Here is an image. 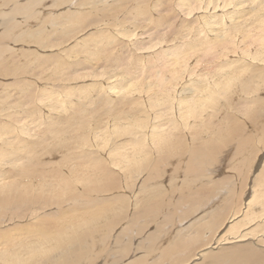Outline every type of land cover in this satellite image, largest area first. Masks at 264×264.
<instances>
[{
	"label": "bare ground",
	"instance_id": "bare-ground-1",
	"mask_svg": "<svg viewBox=\"0 0 264 264\" xmlns=\"http://www.w3.org/2000/svg\"><path fill=\"white\" fill-rule=\"evenodd\" d=\"M73 1L58 0L57 4L69 5ZM102 1L105 0L77 2L74 8L77 10L62 14V20L56 23L63 29L61 32L53 29L46 33L45 29H36L29 31L32 37L26 33L18 36L19 40L20 37L34 39L43 50H53L52 55L45 53L40 58L33 51H23L25 56L35 58L26 69L31 71L32 82L28 76L22 79L23 64L14 59L13 52L9 58L4 55L11 48L0 47V56L4 55L0 74L5 76L8 72L9 76L22 79L8 86L19 89L15 93L6 87L0 92V217H5V210L12 203L17 210L13 216L19 222L26 217H38L32 210L34 201L39 199L41 204L51 207L67 206L66 202L75 204L66 211L57 207L60 212L44 214L43 217H54L50 218V222L55 223L50 232L53 236L42 231L36 234L38 229L28 226L27 233H22L24 228L19 226L15 233L3 230L0 264H78L86 257V263L95 264L101 257L94 253L96 242L93 246L87 245L91 249L85 246L93 237L90 234L104 228L114 233L124 219L129 227L126 225L119 239L128 237V242H122V250L118 247V257L129 258L130 244L134 241L129 231H133L138 222L143 220L136 233L141 236L148 233L146 228L150 224L163 217L164 224L161 222V227L154 233L152 230L151 236L139 244L150 254L158 251L162 247L159 243L172 239L165 226L172 223L176 228L177 223L183 224L182 221L198 212L202 216V212L213 208L219 189L224 188V180L212 182L213 175L208 177L206 170L231 140L243 137L246 118L259 123L262 117L264 119V99L260 96L264 92V0H110L109 6L108 2L101 6ZM20 6V15L26 16L24 13L31 6ZM2 23L4 25V21ZM15 25L9 22L2 35L17 38L13 32L18 27ZM231 26L239 30L238 37L227 33ZM165 29L169 31L163 32ZM184 29L187 40L184 51L178 52L181 49L174 46L175 38ZM70 43L73 46L70 47ZM45 71L50 73L51 82L37 88L38 79L48 76ZM39 72L43 74L40 78ZM78 80L83 84H77ZM55 87L60 92L56 93ZM99 114L102 120L89 123L92 115L99 118ZM243 116L247 117L242 122ZM103 124L107 132L115 129L117 134L102 136ZM188 140H192L193 145L189 155L183 156ZM55 142L63 151L68 152L76 145L80 149L81 154L73 151L65 157L63 163L70 160V165H74L68 175L63 171V163L55 169L39 172L43 152L39 156L37 148L43 145L44 152H48ZM250 150H247L250 155L243 159L245 168L251 162L246 160H251L252 152L256 155L259 149ZM113 155H119L120 159L108 160ZM184 157H188V162L182 163ZM168 165L174 168L173 174L168 171ZM259 171L254 169L251 174V170H247L257 189L245 206L240 207L239 199L234 198L233 202V196L231 201L229 197L225 199L222 208L205 212L202 221H207L200 225L193 220V227L181 230L186 233L178 231L176 241L171 240V245L164 248L166 251L157 264H188L197 256L202 258L206 254L202 248L221 244L215 241L203 245L204 230L211 232L213 238L217 230L239 217L242 219L230 230L238 229L240 233L237 231L221 240L235 245L248 239L255 243L256 237L264 238V217L254 214L256 206L264 208V166ZM255 172L257 176L253 177ZM121 178L125 179L123 186ZM139 180L140 186L137 185ZM80 185L85 186L89 194L116 195L114 199H108L109 196L89 199ZM134 188L136 206L132 213L130 198L125 193ZM136 188H140L138 195ZM80 195L84 196L83 200ZM183 209L182 217H178L177 210ZM198 226L201 228H196ZM246 227L251 228L246 230ZM105 234L102 240L106 242ZM230 252L231 264H264L263 250ZM208 255L207 259L214 256ZM145 257L139 260L150 264Z\"/></svg>",
	"mask_w": 264,
	"mask_h": 264
},
{
	"label": "rangeland",
	"instance_id": "rangeland-1",
	"mask_svg": "<svg viewBox=\"0 0 264 264\" xmlns=\"http://www.w3.org/2000/svg\"><path fill=\"white\" fill-rule=\"evenodd\" d=\"M35 1V0H34ZM33 0H27V1H25V0H23L22 2L20 1V0H0V15L2 16H0V36L2 37V39H1V37H0V47H4L5 45V47L6 48H11L12 50H14V51H11V49L7 52V53H5L4 55L5 56H7L8 58H9V55L11 54V52H13V54L16 56V58H14V59H16V60H19L22 64H23V75H21V77H22V79H26V77L28 76V80L30 81V82H32L33 80H31V78H29V77H31V71H26V69H28V68H30V64L31 63H33V62H35V58H32V57H27V56H25L24 55V52L23 51H33V52H35V54H37V58H40V56H42V55H44L45 53V55H52L53 54V50H52V52H51V50H43V48L39 45V44H37V43H35L34 42V39H25V38H22V37H20L21 39L19 40V37L18 36H21L20 34H25L26 33V35L27 36H29L30 35V32L31 31H37V30H44L45 29V32L46 33H50V32H52V30L53 29H56L57 30V32H61L63 29L61 28V26L60 25H57L56 23L58 22V21H60V20H62V14L64 15L66 12H74V10H77V7H76V9H74L75 8V6H76V4H77V2H80V0H74L73 2H71L69 5L67 4V5H62V6H58V0H41V1H44V2H41L40 0H36L35 2H34ZM37 1H38V3H40V4H38L37 3ZM110 0H105L104 1V3H107V6H109L110 5V2H109ZM9 2V3H8ZM26 2V3H25ZM29 4H28V3ZM30 2H34L35 4H33V3H30ZM75 2V3H74ZM42 3V4H41ZM50 3V4H49ZM103 3V1H102V3L101 4H99V5H103L104 4ZM5 4H7V5H5ZM23 4H24V6H23ZM38 4V5H37ZM75 4V5H74ZM13 5V6H12ZM16 5H18V6H16ZM20 5H22V7H25V6H31L30 7V12L31 13H28L29 11H27L26 13H24V14H26V16L25 15H23V13H22V15H20L21 13H20V10H21V6ZM33 5V6H32ZM7 6H8V8H7ZM65 6V7H64ZM14 9H13V8ZM18 7H20V9H16V8H18ZM34 7V8H33ZM44 7V8H43ZM36 9V10H35ZM82 9V8H81ZM80 9V10H81ZM11 10V11H10ZM16 10H17V12H16ZM35 11V12H34ZM13 12V13H12ZM7 15H6V14ZM18 13H19V15H18ZM28 13V14H27ZM3 14V15H2ZM15 14V15H14ZM37 14V15H36ZM5 15V16H4ZM55 15H56V18H55ZM7 16V17H6ZM31 16V17H30ZM32 16H34V17H32ZM60 16V17H59ZM9 17V18H8ZM59 17V18H58ZM12 18V20H9V19H11ZM33 18V19H32ZM37 18V19H36ZM35 19V20H34ZM53 19H56V20H53ZM51 22H50V21ZM4 21V25H2L3 22ZM31 21H34V22H31ZM5 22H8V23H6L5 24ZM9 22H15V26H18V27H15L16 29H14V30H16V31H13L15 34H16V37L18 38H14V39H10V37H12L13 35H11V36H7V37H5V35H2V34H4V32H5V30H6V25L7 24H9ZM40 22V23H39ZM38 23V24H37ZM47 23H48V25H47ZM20 26H19V25ZM25 26H24V25ZM52 24V25H51ZM54 24V25H53ZM27 25V26H26ZM29 25V26H28ZM3 26V27H2ZM42 26V27H41ZM46 27H48V28H46ZM192 27V26H191ZM191 27H189V28H191ZM2 28V29H1ZM5 28V29H4ZM27 28V29H26ZM30 28V29H29ZM18 29V30H17ZM37 29V30H36ZM59 29V30H58ZM94 29H97V28H94ZM47 30V31H46ZM61 30V31H60ZM30 31V32H29ZM94 31V30H93ZM167 31H169L168 29H165L163 32H167ZM3 32V33H2ZM163 32H161V33H163ZM164 33V34H165ZM228 34H234V35H236L237 37L239 36V30L238 29H236V28H234V27H232L231 26V28H230V30H229V32H227ZM9 37V38H8ZM29 37H32V36H29ZM54 37V36H53ZM52 37V38H53ZM3 38H6V39H3ZM7 39H8V41H7ZM28 40V41H25V40ZM185 40H187V38L185 37V29L184 30H182V31H180L177 35H176V38H175V43H174V46L176 47V46H178L181 50L180 51H178V52H181V51H184V43H185ZM66 41V40H65ZM14 42V43H13ZM28 42V43H27ZM10 43V44H9ZM35 43V44H34ZM71 45H70V47L71 46H73V43H70ZM2 45H4V46H2ZM33 45H34V47H33ZM36 45V46H35ZM39 49H38V48ZM63 47H65V45L63 46ZM37 49V51H36V49ZM42 49V50H41ZM38 52V53H37ZM49 53V54H48ZM52 53V54H51ZM56 53H57V51H56ZM7 54V55H6ZM40 54V55H39ZM42 54V55H41ZM3 55V56H4ZM3 56H0V62H1V60H2V58H3ZM12 69V68H11ZM11 69H9L10 71H11ZM42 72H39L38 73V75H40L38 78H40L41 76H43V74H41ZM44 73H48V71H45ZM5 75V74H4ZM10 74H8V72H6V75L5 76H3V75H1L0 74V92H2V90L3 91H5L6 89H5V87L8 89V88H11V89H13V91H14V93L16 92V91H18L19 89H15L14 87H8L9 85H11L12 83H14L13 81H16V80H20V81H22V79H21V77L19 78V76L18 77H14V76H9ZM49 75H50V73H48V76H45L46 78H40V79H38V81H39V83L37 84L38 86H37V88H40V87H42V86H45L46 84H47V82L48 81H50V78H49ZM23 76H26V77H23ZM36 77V75H34V77L32 78V79H34ZM14 78H15V80H14ZM19 78V79H18ZM49 78V79H48ZM12 81V82H11ZM51 82V81H50ZM75 82H77V84L79 83L80 85L81 84H83V83H81L82 82V80H78V81H75ZM86 83V82H85ZM84 83V84H85ZM3 84V85H2ZM5 84H7V85H5ZM51 84V83H50ZM74 84H76V83H74ZM263 84H264V81H263ZM3 86V87H2ZM34 87H35V85H34ZM37 88L35 89V90H37ZM33 89V88H32ZM9 90V89H8ZM34 90V89H33ZM57 92H56V91ZM55 92L56 93H58V91H59V89L57 90L56 89V87H55ZM35 92V91H34ZM60 92V91H59ZM13 93V94H14ZM81 93H78V95H80ZM14 96L17 98V99H19V96L18 95H15L14 94ZM260 96H262V98L264 99V92H261L260 93ZM235 101H236V99H235ZM48 102V101H47ZM257 113H258V111H257ZM94 115V114H93ZM92 115V119L89 121V123H91V124H93V123H96L97 122V120H102L101 118H102V115L101 114H99V118H95L94 116ZM245 117H247V116H243V118H241V121L243 122L244 121V118ZM34 118H36L35 116H34ZM30 119V118H29ZM51 120V119H50ZM93 120H95V121H93ZM262 120L264 121V119H263V117H262ZM38 121V120H37ZM49 120H47L46 122H48ZM106 121V120H105ZM261 121V120H260ZM263 121L262 122H258V121H249L247 118H246V120H245V127H247L246 128V132H245V128H244V130H243V127H241L240 129H241V131L243 132V137L241 138V139H239V138H234L233 140H231L230 141V143L227 145V147L225 146V148L219 153V154H217V156H216V158H215V161L213 162V165L211 164L210 165V167L206 170V174H207V176L208 177H211L212 175V177H211V180H212V182L215 180V181H220V180H224L223 182H222V187H224V188H221V189H219V190H221L220 191V193H218V197H216V200H215V205L213 206V208L211 207L210 209H208L207 211H204V212H202V216L199 214V212H198V215L196 214L194 217H192V218H190V219H187V220H184V221H182L183 222V224L182 223H177L178 225H177V227L175 228V227H173V225H172V223H169L167 226H165V230H168V228H169V231H167V235L168 234H170V235H168V236H170L169 238H172L171 240H175L177 237V235L178 234H180V233H178L177 234V232L178 231H181L182 229L184 230H186L187 231V229H188V227L189 228H191V227H193L192 225L194 224L193 222L195 221V224L196 223H198V224H200L201 222V224H203L204 223V221L206 220V219H203V221H202V218H203V215H205L207 212L209 213H212L216 208H222V207H220V206H222V204L223 203H225V199L227 200V198L229 197L230 198V201H231V198H232V200H233V202L235 201V199H239L238 201L240 202H235L236 204H237V207H238V203H239V205H240V207H241V205H243L244 204V206H245V203L247 204L251 199H250V197H251V194H253L254 193V191L253 190H256L257 189V186L256 187H254L253 185H252V182H251V178H249V174H248V172H247V170H251V174L254 172V169H256V170H262V167L264 166V123H263ZM254 122V123H253ZM38 123H40V122H35L34 124H38ZM83 123H85V122H83ZM257 123V124H256ZM248 125V126H247ZM257 125V126H256ZM262 126V127H260V126ZM257 128H256V127ZM81 127V126H80ZM249 127H250V130H249ZM103 132H104V134H102V136H109L110 135V133L112 134V132L114 133V134H112V135H116L117 133H116V131H115V129H113L112 131H108L109 132V134H108V132H107V130L105 129V126H104V124H103ZM261 128L263 129V130H261ZM80 129V128H79ZM260 129V130H259ZM38 129H36L35 131H37ZM105 131H106V133H105ZM251 133H250V132ZM121 131H119V133H120ZM108 134V135H107ZM251 138H250V137ZM257 139V140H256ZM246 140V141H245ZM256 140V141H255ZM233 141V142H232ZM261 141V142H260ZM57 145H56V144ZM55 143H53L52 145H51V147H52V149L51 148H48V152H44V151H46V149H45V147L43 146V145H41V147H38L37 148V152L39 153V156H40V154L42 153V155L40 156V164H39V172H41L43 169H55V168H57L58 166H60L63 162H64V160H65V157H68L69 156V153H74V154H81V152H80V149H79V147L76 145V147L74 148V149H69V151L67 152L66 150L65 151H63L62 150V148L58 145V143L57 142H55ZM259 143V144H258ZM254 144V145H253ZM258 144V145H257ZM65 144H63V146H64ZM192 145H193V141L192 140H188L187 142H186V146H185V154L183 155V156H186V155H189V152H190V149H191V147H192ZM247 145H248V147H247ZM55 146H56V148H57V151H56V148H55ZM58 146V147H57ZM67 146V145H66ZM245 146H246V148H245ZM239 147V148H238ZM241 147V148H240ZM258 147V152L256 153V155H255V153H253L252 152V155H251V160H246V161H248V162H250L249 164H248V166H246V168L244 167L245 165H244V160L247 158V155L249 154L248 152L249 151H247L248 149L250 150H252L253 148H257ZM60 149V151H58L59 149ZM42 150V151H41ZM51 150V151H50ZM52 150L54 151V152H52ZM239 150V151H238ZM241 150V151H240ZM250 150V151H251ZM261 150V151H260ZM62 151V152H61ZM71 151V152H70ZM74 151V152H73ZM41 152V153H40ZM64 152V153H63ZM60 153V154H59ZM61 153H63V154H61ZM47 154V155H46ZM120 154H121V152H120ZM258 154V155H257ZM67 155V156H66ZM250 155V154H249ZM219 156V157H218ZM253 156V157H252ZM37 158H38V156H37ZM263 158V159H262ZM117 159H120V156L119 155H113L111 158H108V160H117ZM244 159V160H243ZM240 160H241V162H240ZM186 162H188V157H184L183 159H182V163H186ZM221 165V166H220ZM213 166V167H212ZM216 166V167H215ZM63 167H65L64 169H63V171L66 173V175H68L69 174V171L70 172H72V170L74 169V165H70V160H68V162L66 163H63ZM63 167H61V168H63ZM168 168H169V170L168 171H170L171 172V174H173V172H174V168L171 166V165H168L167 166ZM218 167H221V168H218ZM243 167H244V169H243ZM173 171H172V170ZM185 169V168H184ZM217 172H219V173H217ZM221 170V171H220ZM209 171V172H208ZM259 171V172H260ZM212 172H214V174L212 173ZM217 174H216V173ZM242 172V173H241ZM247 173V174H246ZM212 174V175H211ZM216 174V175H215ZM242 174H243V176H242ZM255 176H257V173L255 172L254 173V176L253 177H255ZM249 178V179H248ZM34 179H35V177H34ZM33 179V180H34ZM182 179V178H181ZM207 180V182H208V180H209V178H207L206 179ZM253 180H254V178H253ZM124 181H125V179L124 178H121V183H122V186H123V183H124ZM205 181V180H204ZM33 182H35V181H33ZM37 182V181H36ZM206 182V181H205ZM210 183H212L211 181H209ZM250 183H251V185H250ZM140 184H141V180H139L138 182H137V185L138 186H140ZM225 184H226V186H225ZM249 185H250V187H249ZM81 186V185H80ZM221 186V185H220ZM245 186V187H244ZM254 187V188H253ZM78 188H80V187H78ZM241 188V189H240ZM250 188H251V191H249L250 190ZM139 189L140 188H136V191H135V194L136 195H138V193H139ZM224 191H223V190ZM260 189H261V186H260ZM81 190L82 191H84L85 192V197L86 198H89V199H99L100 197H101V199H107V197H108V199L109 198H113L116 194H105V195H107V196H104V195H100V196H97L98 195V193H91V194H89L88 193V190H87V188L85 187V186H83V188H82V186H81ZM134 190H135V188L134 189H132L130 192H127V193H125V194H127L128 196H129V198H130V204H129V207H130V211H132V213L134 212V206H136L135 205V198H134V196L132 195L133 194V192H134ZM234 190V191H233ZM240 191V192H239ZM246 193H245V192ZM79 192H80V189H79ZM219 192V191H218ZM239 192V193H238ZM222 193V194H221ZM227 193V194H226ZM234 195H233V194ZM243 193V194H242ZM248 193L250 194V195H248ZM91 196H89V195ZM237 196H236V195ZM241 194V195H240ZM93 195V196H92ZM225 195V196H224ZM245 195H247V196H245ZM260 195V194H259ZM81 196V200H83L84 198H82V197H84V196H82V195H80ZM88 196V197H87ZM103 197H105V198H103ZM240 197V198H239ZM243 197V198H242ZM219 198V199H218ZM221 198H222V201H221ZM235 198V199H234ZM114 199V198H113ZM247 201V202H244V201ZM249 200V201H248ZM41 201V199H39L38 201H34L35 203H34V210H32V213L34 212L35 214H38V217H26L24 220H22L21 222H19L18 220H16L15 219V217L16 216H13V214L15 213V211H17L16 210V207L14 206V204L12 203V204H9L8 205V208L5 210V212H4V218L3 217H0V233L2 234V232H3V230L4 231H7V232H12V233H15V231H16V226H19V227H21V228H24V231H22V233H27V227L26 226H28L29 228H31V229H35V230H37V232H36V234L38 233L39 234V232H45V233H47L48 232V235L49 236H53L54 234H50V232H53V230L54 229H51V228H53V224H55V223H53L52 224V222H50L51 221V219L53 218L54 219V217H43L44 216V214H49V213H51L52 212V214H54L55 212H60V209H62V208H64L63 210H65L66 211V209L67 208H70L71 206L72 207H74L75 206V204H74V202H66V205L67 206H65V204H64V206H45L44 204H41L42 203V201ZM224 201V202H223ZM241 201H242V203H241ZM39 202V203H38ZM38 203V204H37ZM231 203V202H230ZM37 204V205H36ZM39 204H40V206H39ZM69 204H71V205H69ZM16 205V204H15ZM43 205V206H42ZM6 206V205H5ZM14 206V207H13ZM35 206H36V208H35ZM243 206V207H244ZM10 207H11V209H10ZM40 207V208H39ZM47 207H48V209H47ZM57 207H61L60 209L59 208H57ZM259 206H256L255 207V209H256V213H254L255 215H256V217H264V208H261V207H259ZM39 208V209H38ZM46 208V209H45ZM49 208H51V209H49ZM54 208V209H53ZM9 209V210H8ZM18 209V208H17ZM41 209V210H40ZM44 209H45V211H44ZM56 209V210H55ZM241 209V208H240ZM255 209H254V212H255ZM38 210H39V213H38ZM46 210H48V211H46ZM218 210V209H217ZM259 210H261V211H259ZM43 211V212H42ZM64 211V212H65ZM185 210L183 209L182 211L181 210H177V215H178V217H182L181 216V213L182 212H184ZM48 212V213H47ZM167 212H168V210H167ZM206 212V213H205ZM0 213H1V210H0ZM9 213V214H8ZM43 214V215H42ZM12 215V216H11ZM240 215V214H239ZM14 217V218H13ZM178 217H176V220L178 221L179 219H178ZM198 217V218H197ZM11 218H13V220L11 219ZM36 218V219H35ZM51 218V219H50ZM163 217H159V220L157 219L156 220V223L154 222V223H152V225L150 224V226H148L146 229H147V232L148 233H144V234H142L141 236H139V235H137L136 236V233L138 234V230H137V228H138V224L139 223H142L143 222V220H141L140 222H138V224L135 226V228H134V230L133 231H129V234H132L133 233V236H134V238H133V245L132 244H130V246H132L131 247V253H132V255H131V253H130V255H129V258H121L122 256H120V257H118L119 255H117V251L119 250V249H121L122 250V248H123V246H121V245H123V243H127L128 242V237H125L126 238V240H125V238L124 239H122V240H120L121 239V236H122V231L125 229V228H127V227H129L128 226V224H129V222L127 223L126 222V220L124 219V221H123V224H121V225H119V227H118V230L116 231V232H112V233H108V229H106L105 230V228L103 229V230H101V231H97V232H93L92 234H90V236H93L91 239H93V240H91V239H89V240H87V242H86V244H85V246H87L88 244L90 245V244H92V245H90V246H93V245H95L96 243H97V248H94L95 249V251H94V253L95 254H98V255H100V257L101 258H99V259H97L96 261H95V264H144V260H143V262H142V260H139V259H144V257H145V259L147 258L148 260H147V262L148 263H150V264H157V262L159 261L160 262V260H161V258H162V256H163V254H164V252L166 251V249L168 248V244L170 243V245H171V243L173 242V241H171L170 239H169V241L166 243H164V242H162V243H159V245L158 246H162V247H160L159 249H158V251L156 250V251H154V252H152L151 254L149 253V251L147 250V249H145V248H140V246H139V244L140 243H143L146 239H148V237L149 236H151V234L152 233H154L156 230V228L157 227H161L160 225H162V223H163V220L164 219H162ZM37 219H38V221H39V219H40V221H41V224H40V221L39 222H37ZM45 221H44V220ZM162 219V220H161ZM242 219V217H239L238 219H235V222L233 223V220L234 219H232L231 221H229L228 222V224H225V226L224 227H222L221 229H219V230H217V231H219V232H217L216 231V233H214V236H213V238H212V235H211V232H209L207 229H205L204 230V232H203V235H204V244L203 245H206L207 243H213V242H215V241H218V242H220L219 244H220V246L218 245V244H215V245H212V246H207V247H205V249L204 248H202V252H203V254H214V256H215V258H214V256L213 255H211V256H209L208 257V259L206 258V254L204 255L205 256V258H201L200 256H197L196 257V259H193L190 263H188V264H220L221 262V264H231V262H230V258H228V257H230V254H231V252L230 251H232V253H235L234 251L236 250L237 252H239L240 250H242V249H248V250H251L252 249V251H254V250H257V249H259V250H263V253H264V238H261V237H258V239H257V237H256V242L255 243H253L252 242V240H245V241H243V242H239V243H237V244H235L234 245V242L233 243H227V242H225V241H223V240H221V238L222 237H226V238H228V235H230V236H232V235H234V233H236L237 231H238V229H236L234 232L232 231V230H230V228H233V227H236V225H234L235 223H236V221L238 220H241ZM49 220V221H48ZM189 220H191L190 222H189ZM194 220V221H193ZM200 220V221H199ZM16 221V222H15ZM28 221V222H27ZM35 221V222H34ZM193 221V222H192ZM207 221V220H206ZM205 221V222H206ZM237 221V222H238ZM8 222V223H7ZM33 222V223H32ZM43 222V223H42ZM47 222V223H46ZM161 223V224H158V223ZM7 223V224H6ZM12 225H11V224ZM19 223V224H18ZM49 223V224H48ZM227 223V222H226ZM16 224V225H15ZM32 224V225H31ZM45 224H47L46 226H45ZM164 224V223H163ZM200 224V225H201ZM244 224V223H243ZM24 225V226H23ZM37 225V226H36ZM126 225H127V227H126ZM172 225V226H171ZM241 225H242V223H241ZM122 226V227H121ZM180 226H181V228H180ZM188 226V227H187ZM179 227V228H178ZM187 227V228H186ZM252 227V226H251ZM250 227V228H251ZM9 228V229H8ZM117 228V227H116ZM115 228V229H116ZM178 228V229H177ZM196 228H201V227H196ZM195 228V229H196ZM249 227H246L245 229L247 230V229H250ZM47 229H49L48 231H47ZM195 229H193V231H195ZM152 230H154V231H152ZM184 230V231H185ZM240 230V229H239ZM106 231V232H105ZM151 231H152V233H151ZM184 231H181L182 233L184 232ZM241 231H242V229H241ZM6 232V233H7ZM95 233V234H94ZM106 233V234H105ZM151 233V234H150ZM184 233H186V232H184ZM183 233V234H184ZM237 233H240L239 231L237 232ZM100 234H103V235H100ZM104 234H105V236H107L108 238L106 239V242L104 241V240H102L103 239V236H104ZM119 234V235H118ZM47 235V236H48ZM132 236V235H131ZM129 237H130V235H129ZM120 238V239H119ZM220 239V240H219ZM211 240V241H210ZM101 241V242H100ZM103 241V242H102ZM111 241H112V243H111ZM176 241V240H175ZM54 242V241H53ZM94 242H96L95 244H94ZM99 242V243H98ZM109 242H110V244H111V246H109L110 244H109ZM119 242V243H118ZM123 242V243H122ZM55 243H57V241H55ZM55 243H53L52 245H54ZM101 243V244H100ZM109 245H108V244ZM113 243H116L117 245H114ZM248 243V244H247ZM147 245L149 244V243H146ZM231 244H233V245H231ZM240 244V245H239ZM244 244L246 245V246H244ZM119 245V246H118ZM208 245V244H207ZM90 246H87L86 248H90ZM106 248H105V247ZM109 246V247H108ZM129 246V247H130ZM228 246V247H227ZM248 246V247H247ZM118 247H119V249H118ZM134 247V248H133ZM219 247V248H218ZM230 247H233L232 249H228L229 250V252H228V250H227V248H230ZM236 247H239V248H236ZM88 248V249H89ZM105 248V250H103ZM111 248V249H110ZM115 248V249H114ZM164 248H166V249H164ZM209 250H207V249ZM91 249V248H90ZM1 250V249H0ZM96 250H97V252H96ZM108 250V251H107ZM117 250V251H116ZM210 250H212L211 252H210ZM102 251V252H101ZM133 251V252H132ZM163 251V252H162ZM199 252V251H198ZM202 252H199V253H201L202 254ZM218 252V253H217ZM23 253V252H22ZM102 253V254H101ZM154 253V254H153ZM228 253V254H227ZM261 254H262V252H260ZM223 254V255H222ZM102 255V256H101ZM150 255V256H149ZM229 255V256H228ZM263 255V254H262ZM25 256L26 255H24V258H25ZM144 256V257H143ZM159 256V257H158ZM217 256V257H216ZM225 256V257H224ZM87 258V257H86ZM83 259V262L81 261V262H79L78 264H88V262L86 263V260L87 259ZM119 260H118V259ZM211 258V259H210ZM212 258H214V259H212ZM121 259V260H120ZM137 259H138V261H137ZM202 260V261H201ZM204 260V261H203ZM220 261V263L219 262H217V261ZM229 260V261H228ZM85 261V262H84ZM146 261V260H145ZM213 261V262H212ZM217 263H216V262ZM105 262V263H104ZM135 262H139V263H135ZM153 262V263H152ZM197 262H199V263H197ZM202 262V263H201ZM205 262V263H204ZM162 264H169L168 262H163ZM186 264V263H185ZM254 264H257V263H254Z\"/></svg>",
	"mask_w": 264,
	"mask_h": 264
}]
</instances>
